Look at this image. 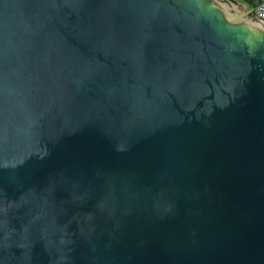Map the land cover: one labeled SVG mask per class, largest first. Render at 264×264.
Here are the masks:
<instances>
[{
  "label": "water",
  "instance_id": "water-1",
  "mask_svg": "<svg viewBox=\"0 0 264 264\" xmlns=\"http://www.w3.org/2000/svg\"><path fill=\"white\" fill-rule=\"evenodd\" d=\"M245 18L0 0V264H264V26Z\"/></svg>",
  "mask_w": 264,
  "mask_h": 264
},
{
  "label": "trees",
  "instance_id": "trees-1",
  "mask_svg": "<svg viewBox=\"0 0 264 264\" xmlns=\"http://www.w3.org/2000/svg\"><path fill=\"white\" fill-rule=\"evenodd\" d=\"M222 5L227 6V8L230 11H233L237 14H243L245 17H249L252 13V10L254 9V6L252 4L247 5H239L234 0H217Z\"/></svg>",
  "mask_w": 264,
  "mask_h": 264
},
{
  "label": "built area",
  "instance_id": "built-area-1",
  "mask_svg": "<svg viewBox=\"0 0 264 264\" xmlns=\"http://www.w3.org/2000/svg\"><path fill=\"white\" fill-rule=\"evenodd\" d=\"M249 17L250 20L264 26V0H261L260 3L255 6ZM253 21H250V23L255 25V22Z\"/></svg>",
  "mask_w": 264,
  "mask_h": 264
},
{
  "label": "crops",
  "instance_id": "crops-1",
  "mask_svg": "<svg viewBox=\"0 0 264 264\" xmlns=\"http://www.w3.org/2000/svg\"><path fill=\"white\" fill-rule=\"evenodd\" d=\"M236 3H238L239 5H247V4H252L250 1H248V0H234ZM253 6H254V8H255V6L256 5H254V4H252ZM227 7V6H226ZM228 9V8H227ZM229 10V9H228ZM230 11V10H229ZM253 11V10H252ZM233 12V11H232ZM241 15H243V14H241Z\"/></svg>",
  "mask_w": 264,
  "mask_h": 264
},
{
  "label": "rangeland",
  "instance_id": "rangeland-1",
  "mask_svg": "<svg viewBox=\"0 0 264 264\" xmlns=\"http://www.w3.org/2000/svg\"><path fill=\"white\" fill-rule=\"evenodd\" d=\"M248 18H250V17H248ZM245 20H246L247 22H250V20H248L247 18H245Z\"/></svg>",
  "mask_w": 264,
  "mask_h": 264
},
{
  "label": "bare ground",
  "instance_id": "bare-ground-1",
  "mask_svg": "<svg viewBox=\"0 0 264 264\" xmlns=\"http://www.w3.org/2000/svg\"><path fill=\"white\" fill-rule=\"evenodd\" d=\"M244 21H246V20H244ZM247 22V21H246ZM250 23V22H249Z\"/></svg>",
  "mask_w": 264,
  "mask_h": 264
}]
</instances>
